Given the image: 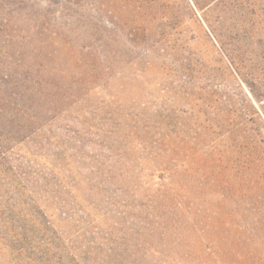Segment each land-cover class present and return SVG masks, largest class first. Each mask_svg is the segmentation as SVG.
<instances>
[{
    "label": "rangeland",
    "instance_id": "1",
    "mask_svg": "<svg viewBox=\"0 0 264 264\" xmlns=\"http://www.w3.org/2000/svg\"><path fill=\"white\" fill-rule=\"evenodd\" d=\"M254 1L0 0V264H200L208 235L239 264L208 232L245 228L225 180L264 149Z\"/></svg>",
    "mask_w": 264,
    "mask_h": 264
},
{
    "label": "trees",
    "instance_id": "2",
    "mask_svg": "<svg viewBox=\"0 0 264 264\" xmlns=\"http://www.w3.org/2000/svg\"><path fill=\"white\" fill-rule=\"evenodd\" d=\"M242 1L244 4L248 3L249 6L256 5L254 0ZM248 156L249 158L243 163L241 171L237 175L239 179L238 186L234 185L231 180H225V184L231 187L228 193L234 194H226L221 202V205L229 201L234 204V211L239 217L238 219L244 222L245 228L237 226L238 228L230 233L229 230L224 228L223 220L218 219L217 227L211 229L208 234L213 232L220 240L224 241L225 238H231L232 243H238L244 250V254L241 250L234 251L235 249L232 248L230 250L235 254H242L241 257L244 259L241 258L238 261L239 264L247 263V261L250 262L249 264H264V149H255V152H249ZM222 185L224 184H219V186ZM198 230L206 231L199 226L194 228V231ZM206 240H208L210 246L205 249V255L201 254L199 256L200 264H203V262L206 264L208 260L214 261L218 257H223L226 250V246L214 237L210 235L203 237L202 241ZM213 242H216V245L213 246ZM188 254L194 257L196 254L198 255V249L188 251Z\"/></svg>",
    "mask_w": 264,
    "mask_h": 264
}]
</instances>
